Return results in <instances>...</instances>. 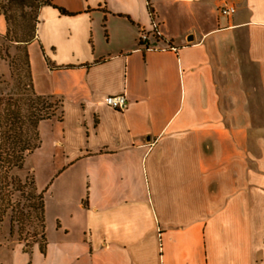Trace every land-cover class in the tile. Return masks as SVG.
Returning <instances> with one entry per match:
<instances>
[{"label":"crops","instance_id":"0c3cea01","mask_svg":"<svg viewBox=\"0 0 264 264\" xmlns=\"http://www.w3.org/2000/svg\"><path fill=\"white\" fill-rule=\"evenodd\" d=\"M52 2L29 57L62 113L25 161L45 249L0 239V264H264V0Z\"/></svg>","mask_w":264,"mask_h":264},{"label":"trees","instance_id":"16d2710c","mask_svg":"<svg viewBox=\"0 0 264 264\" xmlns=\"http://www.w3.org/2000/svg\"><path fill=\"white\" fill-rule=\"evenodd\" d=\"M52 0H0V15L7 21V40L16 42L21 52L9 60L14 84L12 91L0 98V221L10 217V231L17 233L30 251L35 243L45 249V204L43 192L38 191L32 174L20 176L27 156L40 145L39 122L62 113L63 97L38 93L34 86L29 58V44L35 39L40 7ZM61 12L72 13L64 7ZM20 61V62H17ZM15 192L25 198L13 203ZM10 213V214H9ZM38 221L41 241L27 223Z\"/></svg>","mask_w":264,"mask_h":264},{"label":"rangeland","instance_id":"374dc122","mask_svg":"<svg viewBox=\"0 0 264 264\" xmlns=\"http://www.w3.org/2000/svg\"><path fill=\"white\" fill-rule=\"evenodd\" d=\"M28 50H29V46H28ZM20 52H21V48L17 46V43L11 42L9 40L5 41V43L0 49V55H1L0 56V98L6 95L7 93L11 92L14 84V78L12 77V74L8 75L7 73V70L9 71V69L5 58L9 61L11 60V58L17 56ZM30 56L33 58L32 60L33 79L35 80L38 86L47 85L48 84L47 82L44 83V78L42 75V61L37 53V48L33 47V49H31ZM57 115H59V112L57 113ZM26 169H28V167H25L24 172L20 170L17 171L16 174L20 176L31 174V172H26L27 171ZM23 199L25 198L21 195V193L15 192L13 194L12 197L13 203H16L19 200L23 201ZM14 226H15L14 233H12L10 231V217L7 214L4 216L3 220L0 221V239L3 240V242L6 243L7 245H11L18 242L19 239V235L17 233L18 226L16 223ZM27 230L35 231L36 234L38 233V236L36 238L41 241V237H40L41 227L36 219L33 222L27 223ZM19 241L21 240L19 239ZM21 242L25 246L26 243L28 244L33 243V239L29 238V240L26 241L22 240Z\"/></svg>","mask_w":264,"mask_h":264},{"label":"built area","instance_id":"2783aa9c","mask_svg":"<svg viewBox=\"0 0 264 264\" xmlns=\"http://www.w3.org/2000/svg\"><path fill=\"white\" fill-rule=\"evenodd\" d=\"M219 10L221 14L227 17H230L236 12L237 9L234 4L226 2L219 8ZM151 32L155 38H160L162 36V33L159 29V24L156 20L152 21ZM149 36H150V32L146 30L141 31L139 40H140V43L143 44L145 47L151 46L149 44ZM103 102L119 110H125L128 106V99L125 96V94H109L105 96Z\"/></svg>","mask_w":264,"mask_h":264},{"label":"water","instance_id":"95a60500","mask_svg":"<svg viewBox=\"0 0 264 264\" xmlns=\"http://www.w3.org/2000/svg\"><path fill=\"white\" fill-rule=\"evenodd\" d=\"M195 40V36L190 33V34H187L183 39H182V43H190V42H193Z\"/></svg>","mask_w":264,"mask_h":264}]
</instances>
